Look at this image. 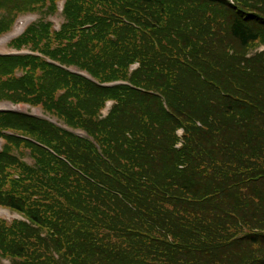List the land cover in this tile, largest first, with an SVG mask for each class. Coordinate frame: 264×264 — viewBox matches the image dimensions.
<instances>
[{
	"label": "trees",
	"instance_id": "obj_1",
	"mask_svg": "<svg viewBox=\"0 0 264 264\" xmlns=\"http://www.w3.org/2000/svg\"><path fill=\"white\" fill-rule=\"evenodd\" d=\"M24 14L0 102L55 124L0 112V264H264V0H0V35Z\"/></svg>",
	"mask_w": 264,
	"mask_h": 264
},
{
	"label": "rangeland",
	"instance_id": "obj_2",
	"mask_svg": "<svg viewBox=\"0 0 264 264\" xmlns=\"http://www.w3.org/2000/svg\"><path fill=\"white\" fill-rule=\"evenodd\" d=\"M58 5H60V3H58ZM24 15H21V16H24ZM31 17H32V21H34L36 19V15H32ZM48 21H50L52 23L51 24L52 27L54 29H56L58 24L61 23V17L59 16V10L58 9H56V13L55 14H53L50 18H48ZM11 29H12V27L7 32H10ZM7 32H5L2 35H0V38L3 37ZM259 45L252 52L261 51L262 46H259ZM11 50H12V48L9 45V40L4 45H0V55L10 54L11 52H13ZM3 79H5V77H2V80ZM15 108L19 112H26V110H27L24 107V105H19V106L15 107ZM29 109H30V114H33V115H38L39 114V110L37 108H29ZM0 144H1V141H0ZM0 220H3L4 222L9 223L12 220H21V219H20V217L18 215L14 214V213L8 212L7 210L4 211V209H0Z\"/></svg>",
	"mask_w": 264,
	"mask_h": 264
},
{
	"label": "bare ground",
	"instance_id": "obj_3",
	"mask_svg": "<svg viewBox=\"0 0 264 264\" xmlns=\"http://www.w3.org/2000/svg\"><path fill=\"white\" fill-rule=\"evenodd\" d=\"M25 23H26V19H24V18L19 19V20L15 23V25H14V27H13V29H12L11 32H10L9 34H7V35H5V36H3V37L0 38V45H4L5 43H7V41H8L12 36L18 34V33L23 29Z\"/></svg>",
	"mask_w": 264,
	"mask_h": 264
}]
</instances>
